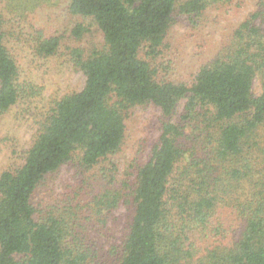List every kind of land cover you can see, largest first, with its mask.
Here are the masks:
<instances>
[{"label": "trees", "instance_id": "obj_1", "mask_svg": "<svg viewBox=\"0 0 264 264\" xmlns=\"http://www.w3.org/2000/svg\"><path fill=\"white\" fill-rule=\"evenodd\" d=\"M211 1L221 0H186L179 11L197 15ZM176 6L177 0H70V14L92 19L106 47L87 57L71 51L83 88L34 115L37 129L21 164L0 170V264H107L96 261L77 231L76 211L56 204L43 212L33 204L45 178L76 151L85 180L99 185L98 216L132 205L114 264H264V42L254 22L264 21V2L191 87L163 78L155 63ZM3 24L0 16V127L12 110L25 116L27 102L40 95L22 78ZM84 31L77 25L73 35ZM37 34L34 53L56 55L60 39ZM183 99L184 113L177 123H161L134 183L116 188L115 165L106 162L123 144L128 111L152 104L169 117ZM211 239L218 246L204 249Z\"/></svg>", "mask_w": 264, "mask_h": 264}, {"label": "rangeland", "instance_id": "obj_2", "mask_svg": "<svg viewBox=\"0 0 264 264\" xmlns=\"http://www.w3.org/2000/svg\"><path fill=\"white\" fill-rule=\"evenodd\" d=\"M28 1L29 5H26L21 0H13L12 6L8 7L10 0H0V16L9 35L10 48L22 69V78L40 89V95L27 102L29 110L25 111V116L15 118L17 111L12 110L0 127V170L21 164L20 152L31 144L37 129L34 115L44 114L57 100L83 88L85 77L74 66L71 51L81 49L87 57L106 47L102 33L92 19L70 14V0ZM185 1L177 0L171 26L155 63L163 78L191 87L199 69L223 56L234 32L260 10L264 0L211 1L203 12L191 16L179 11V6ZM254 22L264 42V21L257 19ZM77 25L85 28L79 38L73 35ZM38 32L60 39L56 55L42 58L34 53ZM260 87V80L255 79L253 96L260 93ZM186 101L181 100L169 117L152 104L136 106L128 111L123 144L106 162L115 165L116 188L124 183H134L138 165L149 159L158 142L161 123H177L184 113ZM196 110L204 113L202 109ZM201 121L202 118L194 122L195 128ZM191 142L181 140L189 147ZM75 153L70 162L45 178L33 204L43 212L47 205L56 204L65 210L76 211L77 231L97 254L96 261L114 264L128 235L132 205L121 204L117 209L98 216L93 207V197L99 192V185L85 180L86 176L80 172L77 162L80 151ZM256 171H259L258 167ZM243 186L248 188L247 183ZM216 246L218 243L211 239L204 244V249Z\"/></svg>", "mask_w": 264, "mask_h": 264}]
</instances>
